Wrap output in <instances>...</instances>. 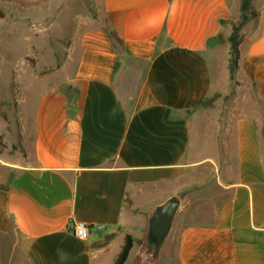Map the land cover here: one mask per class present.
I'll list each match as a JSON object with an SVG mask.
<instances>
[{"label": "crops", "instance_id": "0c3cea01", "mask_svg": "<svg viewBox=\"0 0 264 264\" xmlns=\"http://www.w3.org/2000/svg\"><path fill=\"white\" fill-rule=\"evenodd\" d=\"M1 1L53 18L35 52L54 28L68 44L49 71L23 53L0 83V96L20 90L22 147L0 153V264H114L174 194L184 205L160 264H264V0L235 80L241 0Z\"/></svg>", "mask_w": 264, "mask_h": 264}, {"label": "rangeland", "instance_id": "374dc122", "mask_svg": "<svg viewBox=\"0 0 264 264\" xmlns=\"http://www.w3.org/2000/svg\"><path fill=\"white\" fill-rule=\"evenodd\" d=\"M34 10H36V8H24L22 5L12 4L0 0V68L3 70V74L0 76V83L2 84L7 83V75L8 72L12 69L11 67L17 66L21 68L23 66V53H25V55L28 53L31 54L30 57L26 58L28 63L36 65L38 64V62H40V66H42V68H45L46 71H49V68H52L53 65H55L57 62L59 63L63 59L60 55H57L55 57L51 55V53L53 52L57 54H59L60 52L62 53V48H64V45L68 44L67 41H63L60 43V41L55 39L53 35L54 33H52V31H55V28L52 31H46L47 34L50 33L49 37L45 41L47 49L46 52L34 51V46L38 47L39 44H41V42H38L36 40L34 33L39 32L37 31L38 29H41V31H43L44 27L49 28L53 22V18L49 16L47 18H42L45 26L43 24H39L40 19L34 12ZM66 22L65 28L69 33V30L72 29V24L67 16ZM3 54L5 57L2 56ZM10 92L13 96L12 99H10V96H7V94L0 96V109L3 113L4 109L6 110V113L4 114H7V117L9 116L8 118L11 119L13 116L14 123L13 125H10L11 127H9L10 134H6L5 138L1 137L0 135V139L6 146V148L4 149V153L10 157H14L17 155L18 151H22L20 141V122L18 117V98L20 97V90L15 83L12 84ZM12 110L14 111V114ZM207 203L208 202L205 201L202 204L204 211L206 210V205H208ZM181 212L182 209L179 213ZM196 219L194 218L193 220ZM146 225H143V235L146 230ZM136 252L137 247L133 250L132 257L127 264H131ZM0 257H3V259H5L6 261L8 259V256L3 252H0Z\"/></svg>", "mask_w": 264, "mask_h": 264}, {"label": "water", "instance_id": "95a60500", "mask_svg": "<svg viewBox=\"0 0 264 264\" xmlns=\"http://www.w3.org/2000/svg\"><path fill=\"white\" fill-rule=\"evenodd\" d=\"M183 207L178 194L169 196L149 213L142 242L132 264H160L162 253L175 227Z\"/></svg>", "mask_w": 264, "mask_h": 264}, {"label": "trees", "instance_id": "16d2710c", "mask_svg": "<svg viewBox=\"0 0 264 264\" xmlns=\"http://www.w3.org/2000/svg\"><path fill=\"white\" fill-rule=\"evenodd\" d=\"M258 16L257 11L254 8L253 0H241V14L240 19L234 23L232 35L229 38L230 42V73L231 79L235 80V74L239 67L240 59V43H241V33L246 24L252 21ZM111 38L114 43L118 44L119 38L115 33L111 34ZM6 146L0 139V153H4ZM22 148V147H21ZM135 246V238L128 234L125 238V243L122 247L120 254L116 257L114 264H126L130 258V255Z\"/></svg>", "mask_w": 264, "mask_h": 264}, {"label": "built area", "instance_id": "2783aa9c", "mask_svg": "<svg viewBox=\"0 0 264 264\" xmlns=\"http://www.w3.org/2000/svg\"><path fill=\"white\" fill-rule=\"evenodd\" d=\"M73 233L81 239H87L90 234V226L83 221H75L71 224Z\"/></svg>", "mask_w": 264, "mask_h": 264}]
</instances>
